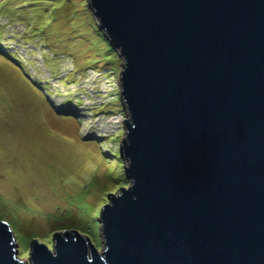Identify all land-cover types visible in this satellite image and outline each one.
Returning a JSON list of instances; mask_svg holds the SVG:
<instances>
[{
    "label": "water",
    "instance_id": "obj_1",
    "mask_svg": "<svg viewBox=\"0 0 264 264\" xmlns=\"http://www.w3.org/2000/svg\"><path fill=\"white\" fill-rule=\"evenodd\" d=\"M124 63L129 184L30 264H264V0H88ZM0 264H25L0 220Z\"/></svg>",
    "mask_w": 264,
    "mask_h": 264
},
{
    "label": "rangeland",
    "instance_id": "obj_2",
    "mask_svg": "<svg viewBox=\"0 0 264 264\" xmlns=\"http://www.w3.org/2000/svg\"><path fill=\"white\" fill-rule=\"evenodd\" d=\"M123 63L88 0H0V220L25 264L54 231L101 250L100 209L129 184Z\"/></svg>",
    "mask_w": 264,
    "mask_h": 264
}]
</instances>
